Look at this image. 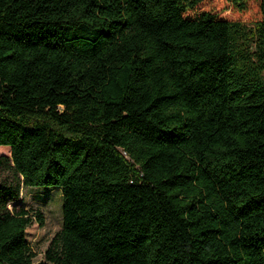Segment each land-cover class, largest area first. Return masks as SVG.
Returning a JSON list of instances; mask_svg holds the SVG:
<instances>
[{
	"label": "trees",
	"instance_id": "1",
	"mask_svg": "<svg viewBox=\"0 0 264 264\" xmlns=\"http://www.w3.org/2000/svg\"><path fill=\"white\" fill-rule=\"evenodd\" d=\"M211 1L0 0V264H264V0Z\"/></svg>",
	"mask_w": 264,
	"mask_h": 264
},
{
	"label": "rangeland",
	"instance_id": "2",
	"mask_svg": "<svg viewBox=\"0 0 264 264\" xmlns=\"http://www.w3.org/2000/svg\"><path fill=\"white\" fill-rule=\"evenodd\" d=\"M202 9L215 11L229 20L248 24H252L262 17L259 6L254 1L244 13L232 10L224 2L218 0L204 4ZM2 155H10V150L0 149V156ZM21 201V204L26 206L31 213L39 210L43 215V225L34 220L32 226L27 230L28 242L37 256L35 260L41 262L53 239L63 229L62 193L59 189L23 188Z\"/></svg>",
	"mask_w": 264,
	"mask_h": 264
}]
</instances>
